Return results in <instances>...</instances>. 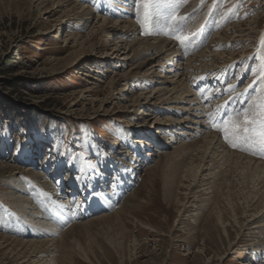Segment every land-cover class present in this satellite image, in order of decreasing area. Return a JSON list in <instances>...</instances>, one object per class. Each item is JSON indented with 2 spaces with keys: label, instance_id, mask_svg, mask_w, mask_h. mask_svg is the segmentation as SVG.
<instances>
[{
  "label": "rangeland",
  "instance_id": "374dc122",
  "mask_svg": "<svg viewBox=\"0 0 264 264\" xmlns=\"http://www.w3.org/2000/svg\"><path fill=\"white\" fill-rule=\"evenodd\" d=\"M75 1L78 7H90L99 21L107 19L103 12L106 8L120 10L123 7L125 13L121 11V17L115 19L132 24L134 21V26L140 24L143 28L154 27L152 23H156L168 35L174 34L180 45V53L185 58L193 57L207 47L212 53L225 51L234 54V59L221 64L224 67L220 71L193 78L191 82L200 85L196 82L199 79L204 81L209 87L206 93L220 87L222 95L228 87L231 89L228 94H223L234 100L228 114L219 113L211 106L209 108L219 122L215 131L221 132L225 141L230 134H235L226 131L225 126L230 127L235 120L238 125L241 121L234 135L238 152L264 163V88L261 86L264 76V1L201 0L198 9L205 5L207 9L204 15L197 16L195 24H189L191 18H196L193 14L195 9L186 13L184 5L188 2L182 0L174 1V7L180 10L179 15L166 8L171 0H134L131 6L124 5V0ZM99 7H103L101 12L97 10ZM51 9L53 5H47L40 11L36 4L16 5L0 1V224L13 222L22 230L19 223L22 213L7 196L10 188L3 182L4 178L15 173V179L25 184V190L32 195L33 205L39 212L38 219L45 222L50 218L41 201L46 189L37 186L31 173H43L54 181L55 186L59 185L62 192L67 185H71L74 188L71 189L74 191L72 194L77 196L70 193L69 196L65 195L67 198L63 196L67 203L78 200L80 195L85 198L87 192L91 191L90 187L94 188L91 194L101 192L103 184L109 182L104 185L107 189L115 182L114 173L124 170L118 168L119 165L124 163L127 168V164L132 162L134 152L126 146L127 140L134 137V126L140 124L137 120L130 121L121 103L111 97L114 91L108 84L109 80L132 68L131 63L115 69L106 63L105 58L111 56L117 39L109 38L110 31L107 29L101 37L108 43L107 49H89L80 53L64 44L63 39L69 29L62 25L60 14L49 13ZM254 18H261L260 25L249 37H235L245 34V30L227 31L239 44L236 41H218L220 48L217 44L209 46L216 34L235 23L242 24L244 29ZM109 20L114 23L113 19ZM91 23L87 29L76 32L84 35L91 30ZM99 64L106 72L103 68L98 69L103 73L90 72L91 75L95 74L96 80L93 75H83L88 68L93 69L95 65L98 68ZM108 69L113 73L107 72ZM159 72L154 74V80L158 79ZM98 79L102 82H98ZM220 82L225 84L220 85ZM217 100L215 98L214 102L218 105ZM250 105L252 108L247 109ZM129 123L133 128H126ZM153 162H147V165L143 163L134 184L115 200L114 203L119 206L128 194L136 193L117 220L110 218L92 222L66 235L72 246L73 264H122L120 253L123 264H264V255L255 259L256 252L249 246L252 238L247 226L250 223L249 212L244 214L241 205L238 206L234 221L230 209L221 208L228 238L217 223L218 211L208 218L205 216L201 225L195 226L193 220L197 216L188 220L187 213L179 212L184 203L180 202L184 196L179 185V168L168 160L162 161L149 174V180L145 168L151 167ZM199 174L205 175L207 171ZM105 177L108 178L103 183L99 182ZM93 178L97 184L89 181ZM166 192H172L170 199H164ZM103 197L100 193L99 199ZM112 208L103 213L109 214ZM260 214L264 215V212ZM263 219L257 218L255 222ZM238 221L245 222L243 229L239 228ZM254 226H251V230L255 231ZM3 228L1 225V235L17 238ZM15 233L19 239L23 238L17 231ZM113 241L121 243L119 253L110 246ZM3 252H0V264H9L11 257L3 255Z\"/></svg>",
  "mask_w": 264,
  "mask_h": 264
},
{
  "label": "bare ground",
  "instance_id": "6f19581e",
  "mask_svg": "<svg viewBox=\"0 0 264 264\" xmlns=\"http://www.w3.org/2000/svg\"><path fill=\"white\" fill-rule=\"evenodd\" d=\"M0 1L15 3L16 5L36 4L40 11L47 5H53V9L49 13L60 14L62 25L69 29L64 39L62 38L64 44L70 45L80 53L89 49L91 51L107 49L108 43L101 37L108 29L110 31L109 38L117 40L115 46H113L114 49L111 50V56L105 58L106 63L110 64V67L113 66L114 69L116 67H126L128 63L132 65L131 70L122 71L121 74L109 80L108 84L111 85L114 91L111 96L112 100L121 103V107L129 114L130 121L137 120V123H140L134 126L136 131L134 137H129V140H127L126 146L134 152V157H131L132 162L127 164V168L130 170L124 167V163L119 165L118 168L124 170L114 173L115 182L107 189L105 186L109 182L103 184L101 192L91 194L94 188L90 187L91 191L87 192L85 198L80 195L78 200L75 198L77 201L72 202L70 200V203H67L64 201L67 199L64 198L68 193L72 194L74 192L71 190L74 189L71 185H67L66 190L62 192L59 185L55 186L54 181L43 173H31V178L36 180L37 186L46 189L43 192L41 201L45 213H48L50 217L48 218L49 221L40 222L38 219L39 212L32 202V195L25 190V184H20L16 180L17 178L15 179V173H10V177L4 178L3 182L7 186L9 185L10 188L7 196L11 198L12 203L16 204L22 213V219L19 223L23 227L22 230L16 224L13 225V222H2L0 224L7 233L18 238H11L0 233V252L4 251L3 255L11 257L9 264H73L72 246L70 247L71 242L66 239V235L74 229L87 227L92 222L109 220L110 218L117 220L119 215L123 213L124 206L136 197V193L128 194L126 200L119 206L114 202L118 197H122L123 193L128 191L134 184L140 166L143 163L147 165L149 162L155 161L151 167H146L149 169L145 168L147 170L145 172L146 178L149 179L151 178L149 174L156 165L167 160L174 167L179 168V172H177L180 175L181 184L179 185L184 196L183 200L180 201L184 202L182 204L183 208L179 212L187 213L188 220L192 219L194 215L197 216V219L193 220L196 222L195 226H197L201 225L205 216L208 218L218 211L216 213L217 223L228 238L221 208L230 209L235 221L237 219L235 212L241 205L244 214L250 213L248 216L250 223L247 226L250 228L249 233L252 237L249 246L253 247V251L256 252L254 254L257 256L254 258L258 259V257L264 255V240H259L264 238V219L255 222L257 218L264 217L263 214H260L264 212V163L238 152L239 148L235 146L234 135L238 132L237 127L241 124V121L238 125L235 120V122H231L230 127L225 126L226 131L230 130L231 133H235L233 136L230 134L231 138L226 137L225 141L222 140L225 137H222L221 132L215 131L219 122L215 121L213 112L210 113L209 108L211 106L217 109L219 113L228 114L232 110L234 100L232 98L228 99V95L226 97L224 95L228 94L231 89L228 87L227 92L223 93L224 95H221L220 90L222 88L219 89L220 87L206 93L209 87L204 81L199 79L196 82L202 86L191 82L193 78L196 79L202 75L220 71L224 67L221 64L234 59V54L225 51L212 53V50L207 47L202 49L201 52L195 53L193 57L185 58L180 53V45L173 36L174 34L168 35L163 28L155 25L156 23H152L154 27L143 28L140 24L137 27L134 26V21L132 24V22L115 19L121 17V11L124 12L123 7H120V10L105 7L106 9L103 12L107 19L99 21V18L93 16V10L90 7L84 5L78 7V2L75 0ZM107 1L111 2V0ZM124 1V5L131 6L134 0ZM174 1L171 0L166 8L172 12H177L176 14L179 15L180 10L178 11V8L174 7L176 3ZM186 1L188 2L186 6L184 5V9L187 8L186 13L195 9L193 14L196 18H191L189 24H195L197 16L206 13V5L198 9L201 0H182V2ZM161 6L165 7L164 4ZM102 8L99 7L97 10L101 12ZM130 8L132 9V7ZM98 11L95 12L98 13ZM109 19H113L114 23H111ZM91 21L93 22L91 23ZM260 21L261 18H254L247 23L244 29L242 24L235 23V25L228 27L229 29L227 28L222 33L216 34L210 40L209 46L217 44V47L220 48L221 44L218 45V41L238 42L235 40L238 37H241L239 39L249 37L255 27L260 25ZM90 23L92 24V27L90 26L91 30H88L84 35L76 32L77 30L87 29ZM228 30H245L246 33L231 38L227 33ZM104 37L106 36L104 35ZM248 41L250 42V40ZM101 64L98 65V68H96V65L93 69L88 68V71L83 75L88 77L92 76L91 73L94 72L95 74L103 73L106 69ZM102 68L104 71L99 72L98 69ZM158 70H160L159 77L154 80V74ZM107 72L112 71L108 69ZM162 72L165 74H162ZM95 74L93 75L94 80H96ZM98 82H102V80L98 79ZM223 83L225 84V82H220V85ZM261 86L264 88V76H262ZM215 98H218V105L214 102ZM208 103H211V105ZM250 108H252L251 105L247 109ZM126 128H133L132 123H129ZM253 157L256 156L253 155ZM85 169L88 173L87 167ZM8 171L11 172V170ZM202 171H207V174H199ZM107 178L105 177L99 182L103 183L104 179ZM121 178L122 181H120ZM41 179H45V181ZM89 181L97 184V180L94 178L89 179ZM100 193L104 195L102 199H99ZM171 193L166 192L164 199H170ZM75 195L77 196V194ZM141 202L143 203V201ZM79 207H81L80 211ZM110 208L113 209L112 212L109 214L103 213ZM91 215H96V217L87 219ZM237 223L240 229L245 226L244 221L241 223L238 221ZM260 223L261 225H259ZM253 225H255L252 227L256 228L255 231L254 229L251 230ZM16 231L23 238L19 239L15 233ZM120 244V242L113 241L110 246L116 253H119ZM119 255L123 264L121 253Z\"/></svg>",
  "mask_w": 264,
  "mask_h": 264
}]
</instances>
